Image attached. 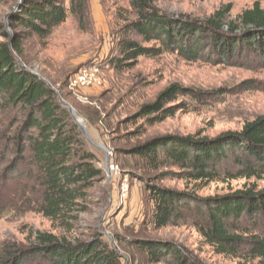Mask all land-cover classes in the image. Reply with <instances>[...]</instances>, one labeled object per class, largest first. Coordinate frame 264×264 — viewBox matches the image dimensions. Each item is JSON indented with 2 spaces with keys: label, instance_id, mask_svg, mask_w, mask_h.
Listing matches in <instances>:
<instances>
[{
  "label": "trees",
  "instance_id": "obj_1",
  "mask_svg": "<svg viewBox=\"0 0 264 264\" xmlns=\"http://www.w3.org/2000/svg\"><path fill=\"white\" fill-rule=\"evenodd\" d=\"M5 1L0 0V5ZM13 1L15 6L8 15L13 32L8 34L0 26L6 39L0 43V105L4 110H18L22 119L0 134V164L4 163L5 169L0 172V185L7 186L13 181L12 175L21 182L10 194H1L0 199L4 197L7 204L16 198L27 202L33 199V206L44 218L58 227L70 228L78 214L86 210L82 204L88 192L103 180L104 173L57 92L24 70L14 56L21 55L24 38H48L65 22L68 10L62 0ZM162 1L168 0H130L133 17L123 18L117 54L106 60L110 69L123 72L140 57L155 58L175 51L190 62L204 54L203 59L215 64L240 60L264 66V3L257 1L226 22L230 5L207 20L197 21L160 11L157 4ZM85 7V0H70L69 11L80 20ZM18 28L24 32H15ZM180 96L198 100L200 94L170 85L129 120L135 124L144 119L149 126L161 123L175 114L174 108L166 106ZM8 152L13 155L10 161L6 158ZM125 154L150 172L173 167L177 169L174 175L195 183L220 177L225 181L264 182V115L246 122L239 131L212 139L165 135L134 146ZM167 174L145 183L147 223L153 230L193 218L197 232L218 254L264 264V234H252L238 225L246 220L258 228L259 220L264 221V188L258 189L252 183L232 194L200 199L191 192L157 185L156 181ZM128 244L140 251L148 264H200L170 242L139 238ZM121 262L120 253L97 234L86 242H69L36 231L27 243L0 244V264Z\"/></svg>",
  "mask_w": 264,
  "mask_h": 264
},
{
  "label": "rangeland",
  "instance_id": "obj_2",
  "mask_svg": "<svg viewBox=\"0 0 264 264\" xmlns=\"http://www.w3.org/2000/svg\"><path fill=\"white\" fill-rule=\"evenodd\" d=\"M257 1L264 3V0H168L159 2L157 7L172 16L204 21L230 5L227 22ZM62 2L68 10L65 22L46 39L35 35L24 38L21 55L14 56L24 70L55 90L60 102L74 110L85 128L83 135L98 159L104 178L88 192L82 204L86 210L78 214L70 228L58 227L44 218L33 206V199L27 202L16 198L11 205L2 197L0 244L27 243L36 231L51 233L69 242H86L97 234L120 253L122 264H148L140 251L129 247L130 241L139 238L170 242L200 264H251L241 258L218 254L197 232L196 219L153 230L147 223L149 204L145 183L168 172L156 181L157 185L191 192L205 199L232 194L252 183L261 189L263 181H225L220 177L211 182L195 183L174 175L177 169L173 167L150 172L125 152L165 135H199L212 139L226 132L239 131L246 122L264 115V66L240 60L215 64L203 59L204 54L190 62L175 51L155 58L140 57L131 69L116 72L106 65V60L117 54V35L124 24L123 18L133 17L130 0H85V15L81 20L69 11L70 0ZM14 6L13 0L0 5V26L8 34L14 30L9 26L8 17ZM15 32L24 31L18 28ZM2 42L6 39L0 32ZM84 68L97 70L101 85L71 88L70 79ZM173 84L192 89L200 97L193 100L180 96L166 106L174 108L175 114L153 126L146 124L144 119H138L135 124L129 120L142 105L153 102L160 92ZM20 119L22 115L18 110H4L0 105V134L12 125L15 127ZM6 158L10 161L13 155L8 152ZM106 162L117 166V174L106 172ZM3 170L4 163L0 164V172ZM11 178L13 181L7 186L0 185V195L10 194L21 182L14 175ZM124 180L127 181V196L121 199L120 187ZM238 225L252 234H264V221L259 220L258 228L246 220Z\"/></svg>",
  "mask_w": 264,
  "mask_h": 264
},
{
  "label": "built area",
  "instance_id": "obj_3",
  "mask_svg": "<svg viewBox=\"0 0 264 264\" xmlns=\"http://www.w3.org/2000/svg\"><path fill=\"white\" fill-rule=\"evenodd\" d=\"M70 87L74 89H85L92 86L101 85V79L97 75V70H92L88 68H84L79 70L73 77L70 79ZM105 170L109 174H117L118 168L116 165L111 162L105 163ZM127 196V181L124 180L120 187V198L125 199Z\"/></svg>",
  "mask_w": 264,
  "mask_h": 264
},
{
  "label": "water",
  "instance_id": "obj_4",
  "mask_svg": "<svg viewBox=\"0 0 264 264\" xmlns=\"http://www.w3.org/2000/svg\"><path fill=\"white\" fill-rule=\"evenodd\" d=\"M62 105H63L65 108H67V109L69 110V113H70V115L72 116V119H73L74 123L77 125V127L79 128V130H80L83 134H85V128L83 127V124L81 123L80 119H78V118L76 117V114H75L74 110H73L71 107H69L68 105H66V104H63V103H62ZM106 172H107V169H106ZM107 173H108V172H107Z\"/></svg>",
  "mask_w": 264,
  "mask_h": 264
}]
</instances>
